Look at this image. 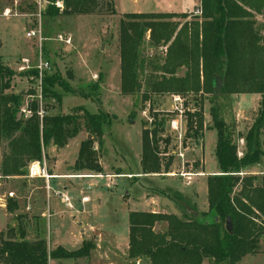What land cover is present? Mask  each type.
<instances>
[{"label": "trees", "instance_id": "trees-1", "mask_svg": "<svg viewBox=\"0 0 264 264\" xmlns=\"http://www.w3.org/2000/svg\"><path fill=\"white\" fill-rule=\"evenodd\" d=\"M63 15L88 16L100 8L97 0H64ZM58 9L49 6L47 13ZM201 16L184 24L175 18L186 14H127L120 23L121 92L135 96L141 92L139 79L141 48L149 33L154 47H166L161 76L149 83V94L210 96L212 130L217 133L215 157L217 175L207 178L208 212L200 213L191 201L174 191L159 192L172 202L180 215L132 212L129 215L128 255L131 260L147 259L149 264H240L261 251L264 238V176L246 175L264 157V0H200ZM59 11V10H58ZM50 62V61H48ZM184 70V75L179 72ZM38 77V70L31 72ZM17 76L0 63V176H26L27 166L42 161L50 146L63 149L82 133L91 136L80 145L73 174L102 175L100 153L104 137L112 126L108 115L79 109L73 114L39 116V104L28 103L33 114L22 112L24 93L15 94ZM36 77V78H37ZM58 76L43 78V96H58L64 88ZM33 92L26 95L31 96ZM235 95H260L258 116L245 136L246 151L239 157L235 127L224 116L221 103ZM148 94L142 96L149 101ZM204 99V98H203ZM60 98L58 102L60 103ZM186 105V104H185ZM82 114H81V113ZM48 113V111H47ZM186 138L198 141L205 131L203 108L186 114ZM154 115L152 128L142 132L141 172L143 175L168 173L172 160L162 157L170 143L163 140L164 121ZM98 144V149L95 144ZM162 144H164L162 148ZM13 225L0 231V264H48L49 260L87 258L92 246L69 252L62 247L49 251L38 234L28 239V216L19 212L17 200H7ZM164 225L163 232H156Z\"/></svg>", "mask_w": 264, "mask_h": 264}, {"label": "rangeland", "instance_id": "rangeland-1", "mask_svg": "<svg viewBox=\"0 0 264 264\" xmlns=\"http://www.w3.org/2000/svg\"><path fill=\"white\" fill-rule=\"evenodd\" d=\"M63 1L51 0L50 3L60 2L63 5ZM97 1L100 8L95 14L65 16L64 5L63 9L55 7L59 11L47 13L48 8L40 12L31 0H22L18 3L16 0H0V63L17 74L13 81L12 92L25 94L22 109L28 110V103L35 101L39 104V113L43 116L68 115L84 109L90 113L101 112L108 115L112 121L100 153L104 175L88 177L90 175L86 173L72 175L73 173L69 171L74 165L81 143L91 137L85 132L70 141L63 149L48 147L42 159L46 162L50 173L72 177L52 181V187L53 190L67 195L71 204L77 207V212H68L52 192L51 203L53 205L57 203L63 215L53 217L48 222L44 217V214L49 212L48 205L44 202L45 189L42 181L29 180L26 176L19 178L0 176V226L5 227L7 224L4 213L7 212V200H17L21 213L28 216L29 222L33 223L29 228L27 225L28 237H35L40 229L43 238L46 236L49 243L52 240L53 245L69 252L79 250L83 243L93 248L87 258L60 260L58 264H75V262H78L77 264H149L147 259L135 261L129 258L130 213L144 211L140 206L141 198L145 193L150 196L160 195V187L169 185L168 182L161 184L160 179H168V175L173 177L171 179L174 181L170 184L176 189L189 194L197 195L198 192L201 194V187L197 186L198 181L203 179L207 181L211 176L210 173L219 171L215 157L217 133L215 130L210 131L205 139V133L212 130L210 96H204L203 99L200 96L186 95L185 98H181V102H177L175 101L177 96L149 94V82L162 75L160 68L166 53V47L157 48L152 45L149 33L141 48L139 70L141 92L135 96L122 95L120 23L127 14L164 13L179 17L183 14L177 12L185 9L184 14L189 16L187 20L175 18L173 21L181 24L186 21L192 22L197 17L195 11L200 5V0ZM6 10H10L11 15L5 16ZM257 19L260 24L264 22L261 17ZM32 30L41 31L43 38L46 39L42 46L37 40L26 37V34ZM60 38L63 41L70 40L71 43L67 45L60 41ZM25 60L27 63L24 62ZM42 61H50L48 63L51 69L43 72L40 82L39 71L38 77H30L29 74L35 72ZM24 67L25 69L21 70ZM184 72L181 70L179 75H184ZM45 73L48 76L60 77L65 84L64 88L55 87L54 93L58 95L57 97L43 96ZM28 92H33V95L27 96ZM145 94L150 98L147 102L142 100ZM237 96L221 103L224 106L226 121L235 127L238 152L244 154L245 140L244 144L241 140L247 135L258 116L262 97L245 95L237 99ZM200 107L203 108L205 131L197 141L186 138V114ZM154 115L158 116V122L164 121L163 140H170L166 149L168 155L162 157L163 163L172 160V166L168 173L161 172L158 179H145L139 177L142 173V132L144 129L152 128ZM176 120H181L179 128H182L183 124L182 136L172 127V123ZM161 146L163 148L164 144ZM95 148L98 149L97 143ZM262 149L264 151V131ZM182 173L190 174L191 178L182 177ZM130 174H134V178ZM244 174V176L263 177L264 161ZM145 187L147 192L144 193ZM12 190L18 197L11 192ZM166 191L173 190L166 189ZM10 194L14 196L11 197ZM84 196H88L89 201L82 207L80 205ZM204 197V194L200 195L198 201L200 206L203 205ZM194 201L191 199L192 204L195 205ZM166 202H169V209L175 207L180 214L179 209L172 202L168 199ZM29 205L32 206L30 212L26 209ZM78 214H82L79 220ZM8 215L11 220L9 226H12L13 216L9 213ZM164 228V225H158L156 232H163ZM204 264L210 263L206 261ZM241 264H264V255L245 259Z\"/></svg>", "mask_w": 264, "mask_h": 264}, {"label": "crops", "instance_id": "crops-1", "mask_svg": "<svg viewBox=\"0 0 264 264\" xmlns=\"http://www.w3.org/2000/svg\"><path fill=\"white\" fill-rule=\"evenodd\" d=\"M194 5H196L195 3H194ZM186 10V9H185ZM185 10H179L177 13H182V14H184L185 13ZM258 20V19H257ZM245 95H238L236 98L238 99L239 97H240V99H241V97H244ZM254 96H259V97H261L260 95H254ZM232 97H235V96H232ZM262 99V98H261ZM181 119V118H180ZM175 123H177L178 125H181V120H176V121H174ZM183 124H182V128H180V130H179V134H180V136H182L181 134H183ZM210 131H213V130H209L208 132H206L205 133V139H206V136H207V134L210 132ZM248 133V132H247ZM78 137H80V136H78ZM77 137V138H78ZM242 140H245V136H244V138L242 139ZM182 155V154H181ZM183 156V155H182ZM263 161H264V158L262 159V161L258 164V165H255V166H253V167H251V168H249V169H247L246 170V172H248V170H250V169H254V168H256L257 166H259L261 163H263ZM100 164H101V166H102V169H104L103 168V163L101 162V160H100ZM104 171L105 170H103L102 172V175H104ZM218 170H216L214 173H210V175L211 176H213V175H217L218 173H219V171L217 172ZM245 172V173H246ZM133 178H134V174H130ZM160 175L161 174H153V175H143L142 173L139 175V177H143V178H145V179H158L159 177H160ZM168 175V174H167ZM58 176H60V175H58ZM169 176V178L168 179H165V180H162V179H160V181H161V184L162 183H165V182H168L169 183V185H165V186H163V187H160V189H159V191H161V192H163V191H166V189H168V190H173L174 192H178V193H180V194H182L187 200H189V201H191V199L194 201L193 203H195V206H196V208L198 209V211L200 212V213H206V212H208V208H209V206H208V195H207V181L206 180H199L198 181V183H197V186H198V188L199 187H201V191H202V193L201 194H204V201H203V205L202 206H200V204L198 203V201H199V198H200V193L198 192L197 193V195H195V193L194 194H189V192H187L186 193V191L184 192L183 190H179V189H176V187H174V185L172 186V184H170V182H172V181H174L173 179H171V178H173V177H171L170 175H168ZM108 177V176H107ZM125 178V177H124ZM126 178H128V177H126ZM132 178V179H133ZM53 181H56V180H53ZM43 182V181H42ZM44 183V182H43ZM51 186H52V181H51ZM57 186H58V184H57ZM53 188V187H52ZM145 190H144V193L145 192H147V188L145 187L144 188ZM164 189V190H163ZM158 191V192H159ZM11 192H13L14 194H15V196L16 197H18L17 196V194L15 193V191H11ZM54 192H57V190H54ZM9 193V192H8ZM54 194V193H53ZM52 195V192H50V193H48L46 190L44 191V202L48 205V212L49 213H46V214H44V217H46L47 219H46V221H50V219H52L53 217H60V216H62L63 215V213H62V211L60 210V208L58 207V205H57V203H55L54 205L51 203V201H52V198H53V196H51ZM67 196V195H66ZM54 197H56V195L54 194ZM68 197V196H67ZM84 197H87L88 199H89V197L88 196H84ZM56 198H58V197H56ZM60 199V198H59ZM89 201V200H88ZM141 203H140V206L142 207V208H144V211H141V212H149V213H167V214H175V215H180V214H178V212L175 210V207L174 208H172V209H169L168 208V206H170L169 205V202H166L167 201V199L166 198H164L162 195H157V196H150L149 194H144V196L141 198ZM70 202H71V200H70ZM60 203L66 208V209H68V212H71V213H75V212H77V207L76 206H73L72 204H71V208H69L68 206H66L62 201H61V199H60ZM84 204H86V203H82L80 206H84ZM174 206V205H173ZM199 207H200V209H199ZM53 208V209H52ZM56 208V209H55ZM26 209H28L27 211H32V206H28V207H26ZM4 211V210H3ZM19 212L21 213V210H19ZM4 213H5V217H6V219H7V224H6V226L5 227H1L0 226V231H6L7 230V228H8V226H9V222L11 221V220H9V215H8V213L7 212H5L4 211ZM52 213V214H51ZM22 214V213H21ZM47 214H48V217H47ZM78 216V220L79 219H81V217H82V214L81 215H77ZM29 220H30V218L28 219V222H27V225H28V228H29V226L31 225V224H33V223H30L29 222ZM33 220H34V218H33ZM13 223V222H12ZM28 228H27V231H28V236H29V230H28ZM39 231V232H38ZM37 232H38V234H41V230L39 229ZM37 235V234H36ZM41 236H42V234H41ZM43 237V236H42ZM46 238V236L44 237V239ZM98 238V237H97ZM28 239L29 240H34L35 239V237H33V238H30V237H28ZM47 239V238H46ZM47 241H48V239H47ZM84 242V241H83ZM129 243V242H128ZM58 247H60V246H57V245H53V241L51 240V242L49 243V241H48V250L49 251H53L54 249H56V248H58ZM261 253L260 254H258V255H256V256H247L246 258H244L243 259V261L245 260V259H248V258H254V257H258V256H263L264 255V238L262 239V241H261ZM60 260H52V259H50L49 260V263L48 264H54V263H52V262H55V264H58L57 262H59ZM242 261V262H243ZM241 262V263H242ZM78 262H75V264H77ZM240 263V264H241Z\"/></svg>", "mask_w": 264, "mask_h": 264}, {"label": "built area", "instance_id": "built-area-1", "mask_svg": "<svg viewBox=\"0 0 264 264\" xmlns=\"http://www.w3.org/2000/svg\"><path fill=\"white\" fill-rule=\"evenodd\" d=\"M18 1H22V0H16V3H18ZM34 2V4L37 6L38 10L41 12V10L43 9H47L49 5L51 6H54V7H57L58 9H63V5L60 3V2H55V3H50L51 0H31ZM10 10H6L5 11V16H9L11 15L10 14ZM195 16L199 17L201 16V10H200V5L198 6V8L196 9L195 11ZM26 37L30 40H37V42L39 43V45L42 46L43 42L46 41L45 38H43V35L41 33L40 30H32V31H29L27 34H26ZM60 41L64 42L65 44L69 45L71 43L70 40H65L63 41L61 38L59 39ZM24 62L27 63V61L25 60ZM24 68H22L21 70H24ZM39 72H40V82H42V75H43V72L47 71V70H50L51 67H50V64L45 61V62H41L39 64V66L36 68ZM175 101L177 102H181V98L179 96L175 97ZM22 112L25 115V118H30L32 115L30 114L31 111H28V110H22ZM39 116L42 118L43 115H41L39 113ZM172 127L176 130V131H179L180 128H179V125L175 122L172 123ZM241 143L244 144V140H241ZM243 154H239V157H242ZM245 174L244 173H241L240 176H244ZM182 177H190L191 178V175L190 174H185V173H182L181 174ZM26 177L29 179V180H40V181H43L44 182V189L50 193V192H53L56 197L60 198L61 201L66 205L68 206L69 208H71V202H70V199L69 197H67L65 194H61L59 192H54L52 186H51V181L53 180H57V179H61V178H72V177H63V176H58V175H54L52 173H50V171L48 170V167H47V164L45 161H34V162H31L28 166H27V175ZM88 177H98V176H88ZM79 178V177H78ZM190 178H188L190 180ZM11 197H13L14 195L13 194H10ZM88 198L87 197H83L82 198V203H87L88 202Z\"/></svg>", "mask_w": 264, "mask_h": 264}, {"label": "water", "instance_id": "water-1", "mask_svg": "<svg viewBox=\"0 0 264 264\" xmlns=\"http://www.w3.org/2000/svg\"><path fill=\"white\" fill-rule=\"evenodd\" d=\"M90 138H91V137H90ZM90 138H89V139H90Z\"/></svg>", "mask_w": 264, "mask_h": 264}]
</instances>
